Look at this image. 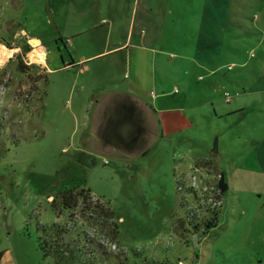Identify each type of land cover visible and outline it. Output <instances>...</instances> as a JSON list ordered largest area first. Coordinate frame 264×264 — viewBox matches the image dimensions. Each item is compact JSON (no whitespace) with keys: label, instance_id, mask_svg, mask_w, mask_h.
Segmentation results:
<instances>
[{"label":"rangeland","instance_id":"1","mask_svg":"<svg viewBox=\"0 0 264 264\" xmlns=\"http://www.w3.org/2000/svg\"><path fill=\"white\" fill-rule=\"evenodd\" d=\"M147 1L157 6L147 15L149 36L192 59L166 70L181 86L175 100L187 124L123 154L107 147L121 139L109 133L111 116L93 123L97 90L127 84L106 40L113 0H0V123L13 122L0 126V264H65L39 245V228L53 223L98 243L106 254L97 249V264H264V177L242 171L244 157L257 154L251 114L222 115L240 100H225L224 92L237 91L226 79L235 73L223 67L225 52L243 46L256 10L248 0H211L210 29L201 0H118V36L132 21L135 38L141 33ZM89 51L104 52L94 77L47 75L45 59L62 63L61 55ZM114 107L122 115L127 102ZM71 189L77 205L64 208L60 194ZM218 210V225L200 242L199 226ZM81 253L82 264H93Z\"/></svg>","mask_w":264,"mask_h":264},{"label":"crops","instance_id":"2","mask_svg":"<svg viewBox=\"0 0 264 264\" xmlns=\"http://www.w3.org/2000/svg\"><path fill=\"white\" fill-rule=\"evenodd\" d=\"M117 1L113 0L112 4L114 5L110 7L111 15L115 17L116 22L112 24V29L110 28L108 31L109 34L106 40L112 45L110 51L115 56L114 62L123 64V76L127 84L126 89H123L118 83H113L107 84L109 88L97 90L98 94H95V106L93 107L95 112L93 114V123L96 127L102 119L107 122L108 119L105 120L104 118L110 115L112 126L109 133L114 135L113 130H116L117 133H120L121 139L114 137L115 143L109 140L110 144L107 140L108 146H106L109 149H117L123 154H132L141 149L140 145L142 141L149 140L151 137L154 139L167 138L166 135H173L182 131V122L186 126L187 115L185 116L184 113L180 114L181 108L175 100L176 95L182 92L181 86L176 84L173 76L167 77L166 70L171 64V67L174 69L180 61H192V59L185 58V53L180 52L179 55L171 48L168 49L156 45L152 36H149L147 23L150 16L147 17V15L154 13L155 7H157L149 1L146 3L147 9L144 10L145 17L141 19V33H138L135 38V24L132 21L130 32L124 38L121 35L118 36L115 33L117 31L119 14ZM201 1L203 4L204 2L205 4L208 3L206 10L203 7V11L205 12V16L211 15L209 22L211 29L213 3L211 0ZM222 1L216 0V4L218 5ZM248 3H252L249 7L256 10L255 16L251 20L252 26L243 29L250 34L244 35L246 38L243 39L245 41L243 46L239 44L238 47H230L225 52L229 56V59L223 64L224 68L227 67L228 72L235 73L232 76L228 74L226 79L228 81L231 78V82L236 84L240 100L237 106H230L226 113L222 115L225 114L226 117L227 114L235 113L241 119H246L248 114H251V123L253 124L251 128L253 131L250 135L252 143L256 146L255 153L257 154L254 156L249 154L244 157V166L246 163V165H250L243 166L242 171L248 174L255 173V175L264 177V0H257L254 3L248 0ZM166 5L164 9L172 7L169 5V2ZM170 12L173 14L174 9ZM206 32L211 35V32H208L207 29ZM35 37L42 40L37 35ZM65 44L72 48L70 41L65 42ZM252 45L255 47L250 50L249 48ZM184 46L187 45L184 44ZM256 48L261 52V58H258V55L253 52ZM102 53L89 51L78 58L71 53V60H64V56L61 55L63 57L62 63H59L57 60L49 62L47 58V60L45 59L46 73L50 76L55 74L56 71L76 70V73L80 72L94 77L95 71L98 70L95 61ZM230 57L233 58L231 59ZM253 57L257 59L254 60ZM91 63L94 65H91ZM186 84L188 83L186 82ZM122 85H125V83ZM152 93L155 94L154 97ZM120 100L127 102V107L122 111V115H117L118 112H115L117 108L114 107V103ZM253 109L255 112L250 113ZM96 132L97 129L95 130V134ZM169 138L172 137L170 136ZM121 142L122 145H120Z\"/></svg>","mask_w":264,"mask_h":264},{"label":"trees","instance_id":"3","mask_svg":"<svg viewBox=\"0 0 264 264\" xmlns=\"http://www.w3.org/2000/svg\"><path fill=\"white\" fill-rule=\"evenodd\" d=\"M5 122H1L0 126L13 125V122L10 124L4 125ZM81 194V193H80ZM62 198V204L64 208H73L77 205V195L75 194V189L67 190L63 194H60ZM57 200V197L54 198L53 202ZM113 212H107L108 217H112ZM221 216V211L218 210L209 221H205L202 227L199 226L197 231L198 240L201 242L204 236H207L210 231L216 227L219 223V217ZM117 227V226H115ZM41 230V235L39 236V245L44 250L46 256H52L55 261L65 264H82L80 260V254H86L90 261L97 264L96 260V251L101 246L94 242L86 240L81 237V234L77 236L72 235L69 228H66L58 223H53L50 226L39 228ZM115 238H117V230H114ZM73 246H72V242ZM199 246V245H198ZM104 254L105 251L102 250ZM65 261V262H63ZM85 264V263H83Z\"/></svg>","mask_w":264,"mask_h":264},{"label":"water","instance_id":"4","mask_svg":"<svg viewBox=\"0 0 264 264\" xmlns=\"http://www.w3.org/2000/svg\"><path fill=\"white\" fill-rule=\"evenodd\" d=\"M216 149H217V143H215V152L217 151ZM219 187H220L221 193L225 194L227 191V184L225 182V178L223 174L221 176Z\"/></svg>","mask_w":264,"mask_h":264},{"label":"built area","instance_id":"5","mask_svg":"<svg viewBox=\"0 0 264 264\" xmlns=\"http://www.w3.org/2000/svg\"><path fill=\"white\" fill-rule=\"evenodd\" d=\"M238 94H239L238 91H236L235 94L230 93V92H224V96H225L226 102L231 103L233 101V99L235 98V96L238 95ZM152 95H153V97L155 96L154 93H152Z\"/></svg>","mask_w":264,"mask_h":264},{"label":"bare ground","instance_id":"6","mask_svg":"<svg viewBox=\"0 0 264 264\" xmlns=\"http://www.w3.org/2000/svg\"><path fill=\"white\" fill-rule=\"evenodd\" d=\"M5 52L3 49L0 50V60L2 59V57L4 56Z\"/></svg>","mask_w":264,"mask_h":264},{"label":"flooded vegetation","instance_id":"7","mask_svg":"<svg viewBox=\"0 0 264 264\" xmlns=\"http://www.w3.org/2000/svg\"><path fill=\"white\" fill-rule=\"evenodd\" d=\"M210 219H212V217L209 218V219H206V220L209 221ZM206 220H205V221H206ZM203 225H204V223H203ZM203 225H202V226H203ZM197 228H198V226H196V229H197Z\"/></svg>","mask_w":264,"mask_h":264}]
</instances>
